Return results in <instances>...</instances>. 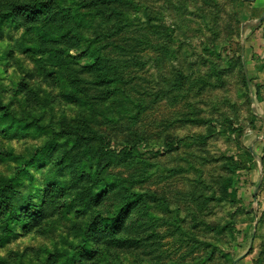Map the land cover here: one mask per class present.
<instances>
[{
	"label": "rangeland",
	"instance_id": "374dc122",
	"mask_svg": "<svg viewBox=\"0 0 264 264\" xmlns=\"http://www.w3.org/2000/svg\"><path fill=\"white\" fill-rule=\"evenodd\" d=\"M34 1L0 0V109L29 123L0 120V176L12 178V197L31 198L39 212L19 213L10 231L0 222V259L64 264L66 253L74 257L66 264H264V0H142L134 17L159 46L129 65L142 94L129 113L63 94L44 54L30 48L42 39L34 27L63 18L15 8ZM186 112L205 123L180 121ZM128 131L144 133L145 162L133 163L131 153L120 160ZM43 145L40 160L25 164ZM228 158L237 162L234 202L218 192ZM89 171L142 193L127 213L130 232L119 234L141 238L137 248L105 244L99 232V217L122 195L85 210L71 204Z\"/></svg>",
	"mask_w": 264,
	"mask_h": 264
},
{
	"label": "trees",
	"instance_id": "16d2710c",
	"mask_svg": "<svg viewBox=\"0 0 264 264\" xmlns=\"http://www.w3.org/2000/svg\"><path fill=\"white\" fill-rule=\"evenodd\" d=\"M141 4L142 0H36L16 5L15 8L25 9L28 14L46 11L45 18L51 20L62 16L63 19L53 25L43 24L34 27V31L41 33L39 35L42 39L36 38V43L30 48L44 54L43 58L51 64L50 72L57 78V83L64 95L92 106L97 102L109 101L116 106L115 113H122L128 112L131 108L132 112L136 111L139 108L138 98L142 96L138 81H134L132 75H128L131 73L128 71L130 63L137 62L145 48L157 50L159 46L158 42L153 43L152 38H147L145 26L138 20L139 16L134 17L136 12H140ZM131 8L135 13L128 16L125 13ZM67 11L70 12L67 13ZM129 12L131 13V10ZM83 32L89 33V36L85 37ZM112 37L114 39H111ZM83 38L84 41H82ZM71 49L74 50L73 54L69 53ZM199 82H202V79H199ZM1 110L0 120L8 118V124H14L18 129H26L29 126L27 121L15 118L11 113L1 112ZM191 115L189 112L182 113L181 116L185 119L179 120L197 125L205 123L203 118L197 116L190 118ZM90 130L91 135L95 136V130ZM125 136L127 139L124 144L127 145H123L121 151L123 154L119 153L120 160L124 162L131 153L132 159L137 161L133 163L145 162L143 159L138 160L141 157L138 145L145 141L144 133L128 131ZM177 148V146L168 145L165 150L172 151ZM44 149L43 145L34 150L29 156L28 163L25 164L35 165L40 160ZM87 149L89 147L84 148V150ZM109 154L112 157L114 153L110 151ZM247 156L250 160H254L255 156L250 150H247ZM110 162L112 159H109L107 164ZM128 165H132V162L130 161ZM225 167L229 175L221 178L218 192L220 199L234 202L236 201L234 173L237 162L228 158ZM84 180L85 183L81 185L71 204L83 206L82 210H85L98 197L102 198L98 202L100 203L122 195L121 203L99 217L101 224L99 232L105 237L102 240L105 244L117 248H137L142 243L141 238L119 234L130 232L131 225L125 223L127 213L130 209L133 211L138 209L142 203V193L136 190L127 191L126 185L118 182L109 173L103 176L89 171L86 175H82L80 182ZM57 184L61 190L66 186L62 180ZM12 185V178L0 176V222L7 227L8 231H10L9 225L19 220L21 212H25L32 218L36 217L37 213L39 216L38 206L32 202L31 198L25 195L19 198L10 195L7 188ZM138 229L139 227L135 228V230ZM110 234L113 236H109ZM84 249H88L87 245ZM78 253L85 254L82 247ZM65 254L64 264L74 258L73 254L71 256ZM0 264L10 263L0 259Z\"/></svg>",
	"mask_w": 264,
	"mask_h": 264
},
{
	"label": "water",
	"instance_id": "95a60500",
	"mask_svg": "<svg viewBox=\"0 0 264 264\" xmlns=\"http://www.w3.org/2000/svg\"><path fill=\"white\" fill-rule=\"evenodd\" d=\"M263 16H264V12L259 16L258 20H261L263 18ZM242 65H243V71H244V75H245L246 82L249 85L250 82H249V78L247 76V70L245 68V62H244L243 56H242ZM249 150L251 151V153L253 154V156H256V153L251 148H249ZM257 188H258V186L256 187V189L254 191V195L256 193ZM235 263H236V259L233 261V264H235Z\"/></svg>",
	"mask_w": 264,
	"mask_h": 264
}]
</instances>
